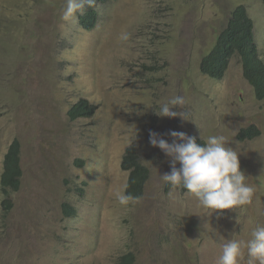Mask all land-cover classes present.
<instances>
[{"label":"rangeland","instance_id":"374dc122","mask_svg":"<svg viewBox=\"0 0 264 264\" xmlns=\"http://www.w3.org/2000/svg\"><path fill=\"white\" fill-rule=\"evenodd\" d=\"M237 5L254 22L264 61L260 0H108L97 2L91 29L79 14L61 19L66 0H0V175L14 138L22 167L8 212L0 189V264H122L128 253L134 264H216L228 240L246 242L264 226V99L238 55L220 79L200 71ZM177 95L185 104L172 110L189 120L155 114ZM80 99L96 109L71 119ZM250 126L256 135L241 136ZM170 130L201 145L223 135L254 188L252 203L213 212L166 184L169 158L149 132L171 142ZM129 147L150 176L143 196L122 205Z\"/></svg>","mask_w":264,"mask_h":264},{"label":"clouds","instance_id":"9594fccd","mask_svg":"<svg viewBox=\"0 0 264 264\" xmlns=\"http://www.w3.org/2000/svg\"><path fill=\"white\" fill-rule=\"evenodd\" d=\"M94 2L95 0H66L61 19L72 22L77 19V14L83 15L86 8L92 7ZM122 38L128 37L124 35ZM184 104V97L174 96L161 104L155 114L169 118L179 116L183 120H189L186 118L187 112L172 110L182 109ZM167 135L171 137V142L157 132H149V143L169 158L171 171L160 175L166 184L174 189H186L201 207L213 212L237 209L252 203L254 188L246 183L247 176L241 171L239 153L229 146L223 135L209 136L203 145L197 143L195 136H189L183 131L170 130ZM117 198L122 205L139 200V197L130 194H118ZM245 249L246 264H264V226L257 225L246 242L228 240L223 245L216 264H241Z\"/></svg>","mask_w":264,"mask_h":264},{"label":"trees","instance_id":"16d2710c","mask_svg":"<svg viewBox=\"0 0 264 264\" xmlns=\"http://www.w3.org/2000/svg\"><path fill=\"white\" fill-rule=\"evenodd\" d=\"M108 0H96L92 7H87L83 15H79V23L85 29H91L96 23V4ZM264 5V0H260ZM238 55L242 64L243 75L253 86L257 99H264V61L259 58L258 48L255 42L254 22L250 18L247 9L243 5L235 6L229 13L225 26L218 32L210 50L200 57V71L207 77L220 79L232 57ZM261 57V56H260ZM85 99L75 102L68 110L71 119L78 117H90L93 108ZM253 126L243 129L247 137L255 136ZM21 145L14 138L8 145L4 154V165L0 175V189L4 194L2 206L5 212L11 209V193L19 190L21 186ZM122 168L128 171L126 194L141 198L145 185L150 176L149 168L143 163L135 147H129L123 158ZM184 189V188H183ZM186 190V189H185ZM68 204H64L65 212H73ZM135 257L128 253L121 257L122 264H134Z\"/></svg>","mask_w":264,"mask_h":264},{"label":"bare ground","instance_id":"6f19581e","mask_svg":"<svg viewBox=\"0 0 264 264\" xmlns=\"http://www.w3.org/2000/svg\"><path fill=\"white\" fill-rule=\"evenodd\" d=\"M243 74V73H242ZM243 77H244V75H243ZM245 78V77H244ZM246 79V78H245ZM90 104V103H89ZM90 106H93L92 104H90ZM95 107L93 108V111H92V113L90 114L91 116L93 115V113H94V111H95Z\"/></svg>","mask_w":264,"mask_h":264}]
</instances>
